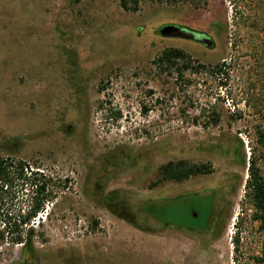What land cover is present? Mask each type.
Segmentation results:
<instances>
[{"label": "rangeland", "instance_id": "1", "mask_svg": "<svg viewBox=\"0 0 264 264\" xmlns=\"http://www.w3.org/2000/svg\"><path fill=\"white\" fill-rule=\"evenodd\" d=\"M136 1L0 0V156L38 168L56 192L31 224L26 264H264L245 188L252 148L262 154L264 0ZM165 49L190 68L159 69ZM180 160L212 173L157 183ZM111 191L133 203L215 198L206 231L191 234L117 218L101 201ZM187 207L206 224L204 202ZM1 249L0 264L23 261L19 245Z\"/></svg>", "mask_w": 264, "mask_h": 264}, {"label": "trees", "instance_id": "2", "mask_svg": "<svg viewBox=\"0 0 264 264\" xmlns=\"http://www.w3.org/2000/svg\"><path fill=\"white\" fill-rule=\"evenodd\" d=\"M132 8H128L127 0H120V6L124 10L137 9V1L131 0ZM187 36L188 30L180 28ZM187 32V33H186ZM197 35V34H196ZM203 36L193 37L208 47ZM182 62L183 69H176L178 62ZM190 58L179 49H165L155 59L159 69H176V75L181 76L183 70L190 68ZM204 68V66H200ZM218 71V66L215 67ZM162 70V69H161ZM207 125L216 126L219 115L211 112ZM257 146L260 148V158L253 154L247 163V179L245 181L246 195L250 201L254 215L253 220L258 222L259 230L264 231V128L256 130ZM243 143L237 137L234 138L232 146L234 151L242 149ZM229 148V149H230ZM28 166L23 160L10 156H0V257L3 245L20 246L23 261L17 264H26L27 258L36 254L34 239L36 230L31 226L34 219L43 212L45 203L54 199L56 192L49 190V178L43 172ZM212 173V166L209 163H194L185 160L169 161L162 165L158 171L157 183L172 181L180 183L190 177L198 175H209ZM199 194L178 196L170 199L145 200L140 203H133L120 191H111L101 196L104 207L114 216L125 220L131 225L143 230L147 221L157 222L166 229L179 232L199 234L206 231L211 217L214 198H199ZM21 200V202H18ZM18 204H14V202ZM205 203L207 212L204 217L206 224L197 225L198 214L187 205ZM184 205V206H183Z\"/></svg>", "mask_w": 264, "mask_h": 264}, {"label": "water", "instance_id": "3", "mask_svg": "<svg viewBox=\"0 0 264 264\" xmlns=\"http://www.w3.org/2000/svg\"><path fill=\"white\" fill-rule=\"evenodd\" d=\"M181 29L174 26H164L160 30V35L162 36H180L183 35Z\"/></svg>", "mask_w": 264, "mask_h": 264}]
</instances>
